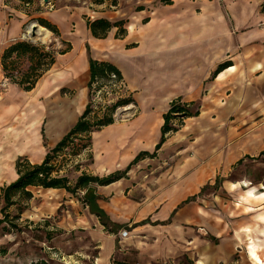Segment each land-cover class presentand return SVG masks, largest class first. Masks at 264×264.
I'll return each mask as SVG.
<instances>
[{
  "label": "crops",
  "instance_id": "crops-1",
  "mask_svg": "<svg viewBox=\"0 0 264 264\" xmlns=\"http://www.w3.org/2000/svg\"><path fill=\"white\" fill-rule=\"evenodd\" d=\"M22 1L0 0V57L10 45L24 41L31 24L42 28L38 19L56 28L57 38L45 29L55 50L64 47L62 42L71 48L55 55L28 92L5 82L0 63V195L18 179L19 158L40 165L84 112L90 58L120 72L135 112L127 122L90 134L83 151L90 153V162L80 175L106 177L126 170L139 153L152 154L163 115L174 100L200 104L199 115L187 119L204 124L205 156L199 161L204 167L191 173L198 185L216 180L220 172L227 176L245 159L264 156V0H114L115 5L113 0H27L28 6ZM95 20L123 22L124 36H116L113 27L104 38L93 37L87 21ZM225 62L229 66L212 76ZM144 159L120 180L88 189L111 223L131 229L124 239L118 233V239L91 214L99 224L92 235L98 248L95 264H110L119 243L139 252V264H181L182 259L187 264H227L236 245L228 240L214 244L210 236L218 238L224 230L214 232L211 218L179 209V175L169 174L167 187L160 186L163 174H153L159 164L151 162L148 169ZM34 189L27 190L33 195ZM242 200L263 201L264 193L249 189ZM202 220L208 223L204 230ZM245 249L253 264L262 263L254 241Z\"/></svg>",
  "mask_w": 264,
  "mask_h": 264
},
{
  "label": "rangeland",
  "instance_id": "rangeland-1",
  "mask_svg": "<svg viewBox=\"0 0 264 264\" xmlns=\"http://www.w3.org/2000/svg\"><path fill=\"white\" fill-rule=\"evenodd\" d=\"M48 40L49 38L41 41L32 35L24 39L39 47L50 45ZM26 66L25 62L19 63L18 69L23 71ZM5 82L9 83L6 79ZM104 84L106 86L99 93H92L90 98L88 97V103L91 101L92 110L97 116L101 115L100 107L131 98L126 86L111 85L107 82ZM197 108L200 110V104L189 110L195 112ZM134 112V105H130L128 109L119 108L114 114V122H127ZM187 119L179 117L171 121L170 124L175 131L166 135L165 141L168 139L173 147L169 148V142L164 141L165 144L161 145L153 158L144 159L149 163L147 168H151V162L159 164V169L153 174L157 171L163 174L157 180V184L163 187H167L170 182L169 174L179 175L183 191L180 202L183 204L179 209L182 212L188 211V216H192L193 212L196 214L199 212L203 218H211L210 224L214 232L223 229V233L219 232L221 236L218 238L215 235L210 236L214 244L228 240L232 242V246L236 245L238 252L235 251L227 264H253L245 249L250 241H254L261 264H264V200L255 203L242 200L249 189L264 193V156L245 159L244 163L233 165L227 176L220 177V172L216 180L198 185L195 179H192L191 173L200 166V170L204 167V162H199L205 156L204 124L200 125L194 120ZM189 124H193L190 132ZM215 141L220 144L219 138H215ZM75 144L78 148L82 145L79 141H75ZM65 151L66 155H63L65 152L57 155L54 164L58 175H66L73 186L82 169L87 168L90 153L81 152V157L77 158L80 155L68 156L71 149ZM188 197H191V201L184 203ZM84 198L85 190L71 194L64 190L48 192L36 188L31 199L14 197L12 205L2 211L5 203L0 195V264H95L94 258L98 248L92 235L99 228V224L86 208ZM201 223L200 228L204 230L203 225L208 223H205V220ZM124 230L131 233L130 227H125L113 235L118 238L117 234ZM196 231L203 234V231L198 229ZM135 237L139 240L140 236ZM139 258L138 251H129L119 243L110 264H139ZM180 262L187 264L185 259ZM166 264L174 263L169 261Z\"/></svg>",
  "mask_w": 264,
  "mask_h": 264
},
{
  "label": "trees",
  "instance_id": "trees-1",
  "mask_svg": "<svg viewBox=\"0 0 264 264\" xmlns=\"http://www.w3.org/2000/svg\"><path fill=\"white\" fill-rule=\"evenodd\" d=\"M102 0H95V3H101ZM112 5H115V1H112ZM36 22L43 28L47 29L53 34L55 38L59 36L56 28L48 22L38 19ZM123 22H117L111 24L105 20L87 21V26L95 38H104L111 28H117L118 37H123L125 30L123 28ZM64 47L59 50H55L54 46L49 45L48 50L45 46L39 47L33 45L27 41H17L6 48L0 57V63L4 79L12 85H16L23 91L32 90L41 75L47 71L54 63L56 54H65L70 50V45L62 42ZM26 63V69L23 71L18 69L19 63ZM229 63L225 62L217 67L212 76H216L222 70L226 69ZM90 80L88 82V96L90 98L94 91L98 90L100 86L93 88L95 82L103 83L110 80V76L114 75L116 81L122 80L120 72L112 65L104 62H97L89 59ZM131 98L118 100L115 104L110 106L100 107L99 114L93 112L91 107V101L86 105V108L82 115L79 117L73 128L60 140V142L50 150L44 161L40 165H30L27 160L19 158L15 163L18 179L9 186L1 190V198L5 203L2 211L8 206L12 205L13 197L18 195L19 197L29 200L32 198V194L27 190L28 188H42V189H61L67 193L74 194L78 190H85V198L83 202L88 207L90 214L94 215L99 223L109 233H116L120 229L125 228L123 225H116L109 221L108 217L101 210L97 203L96 197L88 191L91 185L107 186L114 183L125 176L126 171L134 164L144 158H153L155 152L158 151L161 145L165 141L166 135L175 131L171 126V121L181 118L197 117L199 115V109L195 112H191L189 109L198 104H184L180 100H174L171 102L170 107L166 114L163 115V125L161 127V137L159 142L155 146L152 154L148 152L139 153L129 166L124 171L114 172L106 177L99 178L97 176L88 175L82 173L76 178L75 184L70 185V181L66 176H59L58 170L54 161L58 154L65 152L66 149H71L69 157H76L81 152L86 150L90 145V134L98 131L103 127L114 123V114L118 108L133 105ZM93 114L94 116H91ZM75 141H79L82 145L76 147ZM84 142V143H83ZM191 201V198L184 203Z\"/></svg>",
  "mask_w": 264,
  "mask_h": 264
},
{
  "label": "built area",
  "instance_id": "built-area-1",
  "mask_svg": "<svg viewBox=\"0 0 264 264\" xmlns=\"http://www.w3.org/2000/svg\"><path fill=\"white\" fill-rule=\"evenodd\" d=\"M22 3L24 4V6H28V2H27V0H26V1L23 0ZM90 18H91V17H90ZM91 19H92V18H91ZM28 29H29V28H26L25 31H24V34H23V37H22L23 39H28V37H30V35H31V31L29 32ZM104 83H106V82H103V83L95 82V83L93 84V88L95 89L97 86H100V87H99L98 90L94 91V93H99V92L102 90V88H103L104 86H106ZM107 83H109V84H111V85L113 84V85H118V86H120V85L125 86L123 80L116 81V78H115L114 75H111V76H110V80H109ZM99 106H100V105H99ZM106 106H108V105H106ZM109 106H110V105H109ZM128 107H130V105H129V106H126V107H122V108H124V109H128ZM118 109H119V108H118ZM127 235H128V232L125 231V230H124V231H121V232L119 233V237H120V239H124V238H126Z\"/></svg>",
  "mask_w": 264,
  "mask_h": 264
},
{
  "label": "bare ground",
  "instance_id": "bare-ground-1",
  "mask_svg": "<svg viewBox=\"0 0 264 264\" xmlns=\"http://www.w3.org/2000/svg\"><path fill=\"white\" fill-rule=\"evenodd\" d=\"M32 28H36L35 29V35L34 37L38 40H41V41H45L48 36H49V32L46 31L45 29L43 28H37V25L35 24H31V26L29 27V32L32 30Z\"/></svg>",
  "mask_w": 264,
  "mask_h": 264
},
{
  "label": "water",
  "instance_id": "water-1",
  "mask_svg": "<svg viewBox=\"0 0 264 264\" xmlns=\"http://www.w3.org/2000/svg\"><path fill=\"white\" fill-rule=\"evenodd\" d=\"M44 2L45 3H47L48 2V0H44ZM38 26V25H37ZM41 27V26H40ZM43 28V27H42ZM35 29L36 28H32V30H31V35H32V37H34V35H35ZM45 29V28H44Z\"/></svg>",
  "mask_w": 264,
  "mask_h": 264
}]
</instances>
